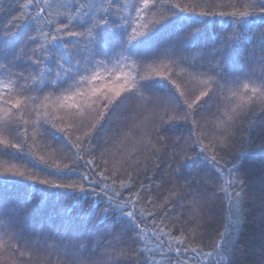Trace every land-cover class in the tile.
<instances>
[{
    "label": "trees",
    "instance_id": "1",
    "mask_svg": "<svg viewBox=\"0 0 264 264\" xmlns=\"http://www.w3.org/2000/svg\"><path fill=\"white\" fill-rule=\"evenodd\" d=\"M85 2L96 8L80 10L78 5ZM141 4L49 0L45 6L43 0L39 5L0 0V140L19 146L0 144V239L8 241L7 248L0 249V264H84L113 251L110 245L130 252L146 245L159 264H199V259L208 264L205 254L219 241L234 249L230 264H264V148L259 147L264 142V113L246 116L237 108L231 122L221 123L239 103L228 99L229 90L264 79V16L257 15L258 0H157L155 7L139 13ZM40 7L44 12L37 16ZM232 11L250 15L241 19L218 14ZM69 15L72 22L57 33ZM100 16L108 18L107 29L90 38L88 29ZM161 16L167 19L150 25L146 37L127 42L133 28ZM33 36L35 40L29 39ZM233 36L234 42L228 43ZM114 65L121 72L135 74L138 69L153 78L140 81L137 92L122 94L107 110L93 105L83 116L67 106L79 103L78 97L60 99L72 94L82 74L95 69L108 77ZM208 78L213 82L205 87L201 80ZM204 91L208 95L189 109ZM17 100L21 107L12 108ZM185 112L191 113L187 120L182 118ZM234 164L244 181L229 188L242 193L239 210L219 190L221 175L230 179ZM29 176L76 182L86 191L49 188ZM123 183L130 187H121ZM174 187L181 197L161 207ZM102 189L114 197L113 203L135 201L126 207L145 229L143 239H133L127 218L114 216L111 209L105 213L110 202ZM149 196L155 207L146 204ZM141 210L153 215L141 218ZM236 216L241 220L238 231L232 224ZM158 230L185 238L183 244H171L180 249L179 255L168 251V236L163 234L157 250ZM13 245L19 251H13ZM20 251L24 258H19ZM120 264L145 261L141 257Z\"/></svg>",
    "mask_w": 264,
    "mask_h": 264
},
{
    "label": "snow or ice",
    "instance_id": "2",
    "mask_svg": "<svg viewBox=\"0 0 264 264\" xmlns=\"http://www.w3.org/2000/svg\"><path fill=\"white\" fill-rule=\"evenodd\" d=\"M31 2L36 3L39 5L40 0H31ZM157 0H142L141 6L137 9L139 13H143L145 10H149L150 8H153L156 6ZM43 3L45 6H50L49 5V0H43ZM176 8H179L180 11H187V8H180L179 5H175ZM250 7H253L255 10L256 5H251ZM258 7L259 11L257 15L264 16V0H258ZM78 8L80 10H84L85 8H88L89 11L91 9L96 8L95 4H87L81 3L78 5ZM89 11H84L85 16H89ZM44 12V8L40 7L37 16H39L41 13ZM201 15H209L207 12H202L200 13ZM221 16L225 15H230V16H238L241 19H246L250 13L249 12H236L232 11L229 13L225 12H220L218 13ZM19 17L14 18L13 23L15 20H18ZM74 18L71 17L70 15L68 16V23L64 24L62 27H57L56 32L60 33L63 32L65 29H67L68 24L72 22ZM164 19H167V17L161 16L160 19H154L150 21L148 24H142L138 25V27L132 29V33L129 37V40L127 41L128 43H131L133 40H139L141 37H146L149 33L150 25L154 27L155 25L160 24ZM51 23V21H49ZM127 23V22H125ZM108 26V18L106 16H100L99 19H96L92 23V27L88 29V36L90 38H94V32L95 35H102V33L107 29ZM119 27H122L121 25H118ZM193 35V34H190ZM58 37L52 36V40H56ZM29 39L35 40L36 37H29ZM236 37H229L228 38V43L234 42ZM36 63H40L39 60L36 61ZM101 65H103V61L100 62ZM58 67L63 68L62 65H58ZM164 67L167 69L169 66L164 65ZM109 75L108 77H102L95 69H93L90 73L87 74H82L79 79L75 80L74 83V91L72 92L71 95H66L64 97H61L60 99L62 101H74L75 98H79V103H72L71 105H67L71 108H75L77 112L83 116L85 111L87 109H90L93 105H99L102 106L105 110L108 109L109 105H111L115 100L121 97L122 94L124 93H133L137 92L139 88L141 87L140 81H149L153 77L151 75H140L139 70L137 69L135 74L132 73V71H129L128 73H124L120 71V68L117 67L116 65L113 66L112 69L108 70ZM148 71H154L153 69H148ZM87 72V70H86ZM68 73L66 72V75ZM164 79H167V77H163ZM212 78L208 79H203L201 80V83L205 87H210L212 83ZM237 83H239L237 81ZM84 85H91V87L88 89V91H83V86ZM7 86V85H6ZM145 86H150V85H145ZM176 90L179 91V86H176ZM67 91V90H66ZM230 91V96L228 99L231 101L233 99H236L239 101L237 105L232 107L229 112H226L224 115L226 116V120L222 121V124H227L231 122V120L234 118V115L237 113V108L240 109L241 112H243L246 116L254 113L256 111L264 113V79H261L259 82L256 80H250L247 83H244L242 87L238 90H229ZM184 93L180 92V96H183ZM208 95V91H204L201 93L200 96L196 97V99L193 101V104H189L188 108L191 109L194 104H197L203 97ZM34 99V98H32ZM45 101L48 100V97L44 98ZM146 102L151 103L150 98H145ZM173 100L179 101V97L173 93ZM105 101L107 103H105ZM5 104H11V101H4ZM22 101L17 100L14 104H11L12 108L19 109L21 107ZM66 105L64 103H61V107H65ZM11 113V108H9L8 114ZM47 116V113H45ZM191 117L190 112H185L183 115V119L187 120ZM181 117H170L171 119H179ZM163 119V118H161ZM193 120V124H194ZM26 132V130H25ZM35 139V137H33ZM150 143V142H149ZM0 144H3L5 147H14V148H19L18 145H11L9 144L6 140H0ZM224 145L221 144V147ZM259 147L264 148V142H262ZM151 149H154L156 151H159L160 149L157 147L156 144H151ZM182 150V149H181ZM204 151V148H201V152ZM212 161L216 160V156L213 155L210 157ZM91 163V161H89ZM139 163V161H137ZM67 167V165H65ZM237 165H233L232 169H229L230 173V179L223 177L221 175V180L222 183L220 185L219 190L221 192H224L225 195L229 198V202L236 208L240 209L242 207V193L237 192V191H229V188H231L233 185H243L244 181L243 179H240L237 177L236 172L234 171L236 169ZM6 171H11V169H7ZM13 175H20L23 176V172H16L12 171ZM102 175V174H101ZM29 180H33L34 182H38L40 184L46 185L49 188H58V189H66L70 191H79V192H84L86 191L85 187L83 184H77L76 182H68V183H56L54 181L48 180V179H38L33 176L27 177ZM82 179H87V177H82ZM187 185H180L179 187L183 188L186 187ZM107 187V186H106ZM121 187L123 188H128L130 187L129 183H123L121 184ZM143 187V186H142ZM103 192V195L107 198V200L110 202L109 203V208L105 209V213L109 212V209H111V213L114 216H117L120 219L127 218L128 221V230H131L134 232V240L138 239H143V236L145 234V229L140 227L139 222L137 221V216L135 212L133 211H126V206L127 204H133L135 206V201L133 200H128L125 201L124 203L120 202H115L114 197L108 196L107 192L104 191L103 189L101 190ZM116 196H119V193L115 194ZM136 200L138 201L140 199V194L136 193L135 194ZM181 197V193L177 190H175V187L173 189H169V195L165 197L164 199V204L161 205L163 207L164 205L169 204L170 200H176ZM146 204L152 205L155 207L154 203V198L152 196H149L148 200L146 201ZM194 207H198V202L195 201L194 198ZM152 212H147L145 213L143 210H141V218H144L146 216H152ZM241 223V220L239 216H236L235 219L232 221L233 224V230L238 231V226ZM126 231V230H124ZM124 231L121 233L117 234V238L122 236L124 234ZM167 235L168 236V243H169V252H174L177 255L180 254V249L179 248H172L171 244L173 241L177 244H183L185 241V238L181 236V238H174L172 237L169 233H161L159 230L154 232V235L156 236L157 241H160V235ZM163 241H160V243L157 244V250L160 247V244H162ZM8 241L0 239V249H6L7 248ZM110 248L113 249L111 252H107L103 257L99 258L98 260L94 259H88L84 262V264H120L121 260H139L141 257L145 261V264H159L155 260L153 253V249L147 247L146 245L144 247H140L137 245V247L132 250L131 252L119 245H110ZM13 251H19L15 247V245L12 246ZM87 251V248L84 249ZM96 249L93 248V253H95ZM185 251H188L186 248ZM191 251L193 253L197 252V248L193 247L191 248ZM234 252V249L231 246H224L223 241H219L216 243V245L213 247L212 250L208 251L205 256L206 258H210L215 256L216 257V264H221V262H224V264H230L231 256ZM161 255L167 259V255L163 252H161ZM30 256V254H29ZM25 257V252L20 251L19 252V258H24ZM70 264H76L75 261H71Z\"/></svg>",
    "mask_w": 264,
    "mask_h": 264
},
{
    "label": "rangeland",
    "instance_id": "3",
    "mask_svg": "<svg viewBox=\"0 0 264 264\" xmlns=\"http://www.w3.org/2000/svg\"><path fill=\"white\" fill-rule=\"evenodd\" d=\"M127 209H125V210H127V211H132V209L128 206V207H126ZM216 257H214V258H208L207 260H208V262H206V263H208V264H216V259H215ZM199 259V258H198ZM203 263H205L203 260H201L200 261V259H199V264H203ZM221 264H224V262H221Z\"/></svg>",
    "mask_w": 264,
    "mask_h": 264
}]
</instances>
